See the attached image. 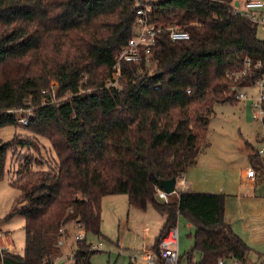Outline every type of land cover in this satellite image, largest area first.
<instances>
[{"label":"trees","instance_id":"1","mask_svg":"<svg viewBox=\"0 0 264 264\" xmlns=\"http://www.w3.org/2000/svg\"><path fill=\"white\" fill-rule=\"evenodd\" d=\"M136 1L0 0V130L17 126L9 110L30 102L34 115L24 126L47 138L55 154L27 156L16 170L11 185L20 196L6 220L24 217V253L0 252V264H54L59 231L73 222L100 235L109 194H126L131 206L164 217L150 248L156 253L166 230L184 217L195 227L194 246L181 255L190 264H253V248L225 219V194L184 190L165 202L157 191L211 144L215 104L237 102L239 88L264 74V38L234 13L235 0H158L151 21L180 24L189 37L173 41L161 31L152 64L125 63L118 89L108 81L133 35ZM247 58L253 67L244 74ZM51 81L68 99L43 104ZM16 140L0 139V180L14 145L38 148ZM91 246L77 243L74 264H91L100 251Z\"/></svg>","mask_w":264,"mask_h":264},{"label":"rangeland","instance_id":"2","mask_svg":"<svg viewBox=\"0 0 264 264\" xmlns=\"http://www.w3.org/2000/svg\"><path fill=\"white\" fill-rule=\"evenodd\" d=\"M246 1L235 0L233 4L239 3V6L242 8ZM258 35L264 38L263 29L260 27L258 28ZM52 83L54 81H51L50 84ZM251 87L253 89H247L250 95L256 92V87ZM241 89L245 90L244 88H239V90ZM68 97V94L57 97L56 101L60 103L68 99ZM248 98L250 97L248 96ZM34 107H28L32 113H34ZM15 112L16 114L22 113V109H15ZM254 123L262 125L259 120L253 118L251 101L238 100L234 103H217L210 118L209 140L212 144H215L218 140L231 139L240 134H243V136H248L246 134L251 133L256 134L253 128ZM14 138L17 139L16 141H34L33 146L38 147L36 150L35 147L31 148L29 145L25 146L20 143L14 145L13 149L8 153L5 176L0 180V228L10 237L14 246L13 251L22 255L25 247L24 217L18 215L6 220L14 201L20 196L19 189L11 185V181L16 177V170L25 157L43 156L46 159L51 154L54 156L55 154L47 138L40 137V139H37L23 125H9L0 130V139L4 142L12 141ZM239 156L248 160L246 154H239ZM163 220L164 217L155 209L146 212L145 210L131 206L126 194H109L105 196L102 202L101 234L94 235L87 233V240L92 245H97L102 241L103 249L91 255L90 263H135L136 257L144 254L145 248H150L155 244L156 237L164 224ZM187 223L188 221L184 217L179 219L178 228L181 231L182 241L181 254L187 253L194 246L195 230L191 232ZM146 227L149 228L148 231H146ZM76 249L77 244L75 242L71 243V247L58 248L57 255L53 260L58 261L59 264H74L73 253ZM262 249L264 250V245ZM199 255L200 252L195 251L194 259H197ZM234 263L235 260L226 261V264Z\"/></svg>","mask_w":264,"mask_h":264},{"label":"built area","instance_id":"3","mask_svg":"<svg viewBox=\"0 0 264 264\" xmlns=\"http://www.w3.org/2000/svg\"><path fill=\"white\" fill-rule=\"evenodd\" d=\"M158 0H137L135 4V23L133 35L128 40L127 44L117 54L116 64L113 68L111 79L108 85L116 88L121 87V79L123 78V65L125 63L140 62L145 60L148 64H152L151 52L158 41L159 33L163 30L168 31L169 37L173 40H182L189 37V31L180 24H173L169 26L157 25L151 21V13L153 12V3ZM234 13L240 14L246 19L252 21L262 28L264 32V0H247L241 8L239 5L234 7ZM257 67L260 66L258 62ZM253 67V61L250 58L246 59L245 67L242 73L250 71ZM258 93L252 99L253 118L262 123L264 130V74H262L253 84ZM57 83L54 82L50 87L43 90V104L58 103L57 100ZM237 98L247 99L248 94L241 91L237 94ZM31 103H28L27 108H21L22 113L16 114L15 109L9 110V113L17 115V120L20 125H28L34 113L28 108ZM35 109V107H34ZM258 155H264V142L256 152ZM248 177L255 178L256 170L253 166L249 167L247 171ZM184 190H187V180L185 173L177 178L176 189L173 193H167L161 187L158 188V197L165 202H168L172 194L180 195ZM60 236L58 239L59 248L71 247V243L76 244L80 241H86L87 231L82 223H70L60 229ZM180 230L178 226H172L163 234L160 242L159 253L152 249L145 248L144 264H190L187 259H183L180 250ZM13 244L7 233L0 228V252H13ZM91 249L102 250L103 242L97 245H92ZM72 255V252L70 251ZM54 264H59L54 261ZM218 264H226L221 259ZM234 264H241L235 261Z\"/></svg>","mask_w":264,"mask_h":264},{"label":"crops","instance_id":"4","mask_svg":"<svg viewBox=\"0 0 264 264\" xmlns=\"http://www.w3.org/2000/svg\"><path fill=\"white\" fill-rule=\"evenodd\" d=\"M244 89L241 90L246 92L250 98L242 100L252 103L251 98L257 95V89L251 95L247 92V89H253L251 86L244 87ZM254 124L256 134H246L248 136L240 134L231 139L218 140L215 144L211 143L198 156L197 161L189 166L185 176L187 190L226 195L225 219L234 231L253 248L248 258L249 262L257 264L264 263V250L262 249L264 245V155L257 154L258 158L255 162L252 161L251 155L262 146L264 130L262 125ZM239 154H246L248 160L240 157ZM251 166L256 170L255 178L247 175ZM150 210L153 208L149 207L145 211ZM187 224L191 232L195 230L194 225L189 221ZM148 230L149 228L146 227V231ZM181 242L180 231V254ZM200 258L201 253L195 260L199 261ZM134 264H144V254L136 257Z\"/></svg>","mask_w":264,"mask_h":264},{"label":"water","instance_id":"5","mask_svg":"<svg viewBox=\"0 0 264 264\" xmlns=\"http://www.w3.org/2000/svg\"><path fill=\"white\" fill-rule=\"evenodd\" d=\"M238 5V3H236ZM177 178L172 177L170 179H164L161 181V188L164 189L167 193H173L176 189Z\"/></svg>","mask_w":264,"mask_h":264}]
</instances>
